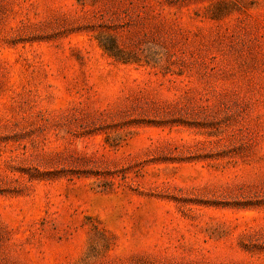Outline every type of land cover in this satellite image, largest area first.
<instances>
[{
  "label": "rangeland",
  "instance_id": "374dc122",
  "mask_svg": "<svg viewBox=\"0 0 264 264\" xmlns=\"http://www.w3.org/2000/svg\"><path fill=\"white\" fill-rule=\"evenodd\" d=\"M0 264H264V0H0Z\"/></svg>",
  "mask_w": 264,
  "mask_h": 264
}]
</instances>
